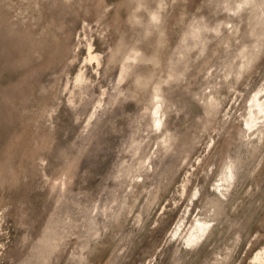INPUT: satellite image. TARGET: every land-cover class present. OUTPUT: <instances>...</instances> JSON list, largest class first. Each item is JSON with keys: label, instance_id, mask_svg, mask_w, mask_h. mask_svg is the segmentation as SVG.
I'll use <instances>...</instances> for the list:
<instances>
[{"label": "rangeland", "instance_id": "1", "mask_svg": "<svg viewBox=\"0 0 264 264\" xmlns=\"http://www.w3.org/2000/svg\"><path fill=\"white\" fill-rule=\"evenodd\" d=\"M242 1L0 0V264H259L264 0Z\"/></svg>", "mask_w": 264, "mask_h": 264}, {"label": "bare ground", "instance_id": "2", "mask_svg": "<svg viewBox=\"0 0 264 264\" xmlns=\"http://www.w3.org/2000/svg\"><path fill=\"white\" fill-rule=\"evenodd\" d=\"M250 1L251 0H243L241 4L249 3ZM91 49L92 47H90V52H89L90 59L97 60L98 59L97 55H95ZM81 77L82 76H80V79H82ZM84 77L85 76H83V78ZM262 92H264V88H262L259 92L255 93V95L252 97L248 107L249 108L248 113H250V118L246 120V126H247L246 130L251 131V135L257 137H259L264 132V95L261 97L259 96V94H262ZM154 117H155L156 126L160 130V128L163 127V112L161 110V106L155 109ZM223 171H224L223 176L220 179V183H218L216 190H218L221 194L226 195V192L229 191L230 186H232L233 184V180L235 179L234 178L235 174H234L233 166L231 164H228L227 167H225V170ZM206 232H208V235L211 232L210 221L199 219L197 221V224L193 226V230L188 237V243L194 244L200 241ZM254 260H256V262H258L259 264H264V251L262 250L258 251L254 257Z\"/></svg>", "mask_w": 264, "mask_h": 264}]
</instances>
